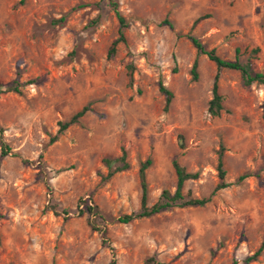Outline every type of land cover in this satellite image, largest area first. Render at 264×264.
<instances>
[{
    "label": "rangeland",
    "instance_id": "1",
    "mask_svg": "<svg viewBox=\"0 0 264 264\" xmlns=\"http://www.w3.org/2000/svg\"><path fill=\"white\" fill-rule=\"evenodd\" d=\"M111 1L127 25L108 57L119 30ZM189 35L264 74V0H0V264H264V247L246 260L264 239V85L221 69L223 109L212 116L216 67ZM15 81L19 91L6 90ZM122 148L129 167L106 177L116 163L104 158ZM220 148L231 184L211 194ZM147 158L148 205L175 190L173 159L198 172L183 193L210 201L117 221L140 207ZM87 197L105 242L80 213Z\"/></svg>",
    "mask_w": 264,
    "mask_h": 264
},
{
    "label": "trees",
    "instance_id": "2",
    "mask_svg": "<svg viewBox=\"0 0 264 264\" xmlns=\"http://www.w3.org/2000/svg\"><path fill=\"white\" fill-rule=\"evenodd\" d=\"M110 5L112 6L114 13L118 19L119 22V30H118V36L115 38L107 50V56L111 57L116 52V47L119 42H125L126 38L124 35V28L126 27L127 23L125 21L124 16L121 14V12L118 9V5L115 1H111ZM199 19V18H198ZM196 19L194 23L198 20ZM188 38L190 39L193 47L196 49L197 53L204 54L207 56V58L212 61L215 64L216 72L213 78V83L211 87V99L209 100L208 105V111L212 116H218L220 114V111L223 109L222 105V95L218 91V79L220 75V70L223 68L228 69H235L239 70L241 72L242 76V82L245 86L250 85L252 82H258L262 85H264V74L261 72H255L251 68L250 61L241 62L238 57V50H236V55L233 60H227L221 58L214 49H206L204 45L200 42L198 38L195 36L189 35ZM133 65L128 64L127 65V79H128V85L132 84V73H133ZM191 78L193 80L197 79V59H195L192 63L191 67ZM20 83L15 81L10 86H7L6 90H13L15 92L19 91ZM159 91L164 95L165 97V104H164V110H167L169 103L172 99V92L165 87L161 82L159 83ZM87 106L82 107L79 111H77L72 117L65 122H59V128L58 132H62L65 129H67L70 125L77 122L78 118L82 116L85 111H87ZM56 139V136L52 137L50 139V142H53ZM9 151V148L6 146L5 143L2 142L1 144V152L0 156H5ZM105 164L110 167L111 163H116L115 167L113 169H110L106 175V177H110L117 171L125 170L129 167V164L126 160V151L124 148L121 149L120 156L110 159V158H104L103 160ZM151 164V160L147 158L143 162L140 163L139 166V182H140V188H141V199H140V207L137 211L130 212L127 214H123L117 218V221L122 223H129L133 221L136 218L140 217H147L151 216L153 214L159 213L160 211L164 209H168L171 207H186V206H202L210 201L211 195L208 197H193L189 193L185 194L183 193V185L186 180L189 179H195L198 177V172H188L186 169L180 165V163L176 160H172V165L176 174V187L173 192H170L167 188H164L158 199L152 203L151 205L147 204V183H146V177H145V170L147 167ZM217 171H218V177L219 181L217 182L213 192L223 189L225 187H228L231 183L225 181V175L226 170L223 167V161H222V148L218 151V160H217ZM245 177V174L238 177V181H241ZM80 203L84 205V208L80 209V213H83L84 211L88 213L89 220L88 223L90 227L93 230H97L100 233L102 241L105 242V236L107 233V230L104 226H100L97 224L98 220L102 218L101 214L99 213L97 206L93 202V200L90 197L87 198H80ZM51 210L59 215V214H66V210H62L59 212L55 206H51ZM264 247V239L262 240L260 246L258 249L251 255L246 258V260L256 259L262 249ZM111 264H115L114 260H111ZM145 264H165L163 262L157 261L154 257H149L146 259ZM231 264H237V262L234 260Z\"/></svg>",
    "mask_w": 264,
    "mask_h": 264
}]
</instances>
